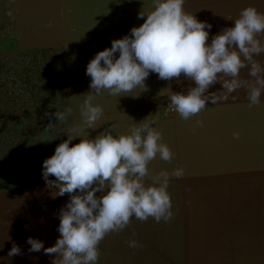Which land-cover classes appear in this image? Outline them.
Returning a JSON list of instances; mask_svg holds the SVG:
<instances>
[{"label": "rangeland", "instance_id": "obj_1", "mask_svg": "<svg viewBox=\"0 0 264 264\" xmlns=\"http://www.w3.org/2000/svg\"><path fill=\"white\" fill-rule=\"evenodd\" d=\"M249 6L264 13V0H185L184 10L213 26L210 43ZM151 10V0H0V264L55 259L43 250L30 253L26 243L33 237L53 246L60 235L58 214L70 199L52 196L42 178L43 161L79 121L83 95L91 91L87 64L140 26V11ZM256 59L264 64V55ZM241 77L248 79L246 69ZM185 80L183 74L165 81L151 73L146 90L137 89L135 97L97 98L104 116L98 129L88 130L90 139L155 120L174 158L153 160L150 171H185L168 188L173 218H133L100 242L98 264H264V96L249 107L240 89L184 120L168 107V96L195 86ZM220 89L216 84L209 92ZM68 106L73 112L66 122L44 115ZM133 239L141 246L130 248ZM13 243L21 254L9 258Z\"/></svg>", "mask_w": 264, "mask_h": 264}, {"label": "clouds", "instance_id": "obj_2", "mask_svg": "<svg viewBox=\"0 0 264 264\" xmlns=\"http://www.w3.org/2000/svg\"><path fill=\"white\" fill-rule=\"evenodd\" d=\"M151 3V11L138 14L144 21L140 26L113 40L111 47L99 51L87 64L91 91L83 95L79 121L68 128L67 139L43 161L42 178L46 187L54 190L52 196L69 194L70 199L58 214L60 235L55 244L45 248L43 241L33 237L26 243L30 253L43 250L46 255L55 254L52 264H98L100 242L109 233L124 230L133 218L167 223L174 216L168 188L171 179L182 178L185 171L180 167L162 169L155 175L150 171L153 160L171 162L174 158L154 127L156 121L146 118L124 134L104 130L90 139L88 130L98 129L104 116L98 97L104 93L135 97L132 93L137 89L146 90L145 81L151 73L165 81L179 80L183 74L194 83L186 93L170 91L168 96V107L184 120L205 110L206 104L227 101L240 89L245 90L249 107L259 105L264 96V64L256 59L264 55V13L252 6L242 9L234 25L208 43L213 26L186 12L185 0ZM7 15L15 18L12 11ZM245 69L248 79L241 77ZM216 84L221 89L209 92ZM72 112L68 106L44 115L66 122ZM76 138L80 142L72 144ZM128 246L141 245L133 239ZM20 254V247L13 243L8 257Z\"/></svg>", "mask_w": 264, "mask_h": 264}, {"label": "crops", "instance_id": "obj_3", "mask_svg": "<svg viewBox=\"0 0 264 264\" xmlns=\"http://www.w3.org/2000/svg\"><path fill=\"white\" fill-rule=\"evenodd\" d=\"M233 122H235V119H234V121H233ZM216 151H217L218 153H221V152H220L221 150H220V151H219V150H216Z\"/></svg>", "mask_w": 264, "mask_h": 264}, {"label": "bare ground", "instance_id": "obj_4", "mask_svg": "<svg viewBox=\"0 0 264 264\" xmlns=\"http://www.w3.org/2000/svg\"><path fill=\"white\" fill-rule=\"evenodd\" d=\"M186 80H187V79H186ZM186 80H185V81H186ZM186 83H187V82H186ZM190 83H191V82H190ZM185 85H186V84H185Z\"/></svg>", "mask_w": 264, "mask_h": 264}]
</instances>
